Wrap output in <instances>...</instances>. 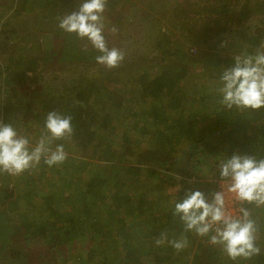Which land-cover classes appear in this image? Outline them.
<instances>
[{
    "label": "trees",
    "instance_id": "obj_1",
    "mask_svg": "<svg viewBox=\"0 0 264 264\" xmlns=\"http://www.w3.org/2000/svg\"><path fill=\"white\" fill-rule=\"evenodd\" d=\"M27 1L20 0V8L11 18L1 22L0 36L5 40H0V76L5 74L2 86L8 93L0 89V121L13 124L17 131L36 123L42 131L49 111L71 115L74 129L71 141L54 143L80 145L91 159H80L79 162L70 159L53 165V174H47L50 170L36 172L37 176L30 175L17 192L15 187L20 183L10 185L7 183L9 178L3 180L0 184V264H55L53 257L59 251L67 252L69 264H228V258L219 248L208 244L207 238L193 242L187 252L177 253L167 243L155 245V239L162 232L167 233L169 239L184 235L188 242L194 234L184 232L183 224L173 215L174 207L164 214L151 213L154 207L151 203L146 204L145 192L136 195L138 184L139 189L144 185L141 182L143 171L148 170L141 165L150 156L163 159L164 153L172 162L180 161L176 152L187 149L190 154L202 153L205 158H217L213 166L209 164L208 167L216 170L215 177L219 178L217 165L220 159L234 153L264 155V108L243 112L224 110L216 103L213 91L202 89L199 95L200 90L185 85L182 80L192 65L187 60L193 59V54L184 52L181 47L173 52L168 49L171 39L166 30H161V39L152 46L159 56L155 63L150 54H140L125 58L127 66L113 71H104L103 66L100 77H76L73 81L61 78L60 85H54L41 73L50 70L46 55L57 52L50 51L43 41L46 36L53 41L52 35H33L26 24L20 28L13 24V19L23 10H34ZM40 1V11L44 12L41 18L49 22L55 18L51 13L63 16L81 3V0ZM220 1L210 9L220 13L217 25L222 19L229 24L233 19L228 17L230 11L239 15L238 21L250 23L256 7L244 4L241 9L232 11L230 0ZM117 6L112 0L107 3L106 12L110 14V21L120 25L122 17L116 11ZM184 9L180 6L177 16L183 17L179 11L184 12ZM184 17L190 18L188 10ZM20 31L23 32L22 42L25 40L28 45L10 43L11 33L19 36ZM53 36L63 39L59 60L71 58L75 61L74 66L83 60L94 61L87 63L91 64L89 66L98 64L94 58L99 53L86 42H80L75 34L59 29ZM113 36L111 32L105 33L109 47L115 45ZM262 36L256 33L243 35L249 44V53L261 45ZM196 61L212 65L216 70L213 76L219 80L223 69L233 63V57L209 53L193 62ZM124 71L128 72L127 77H118ZM30 80L35 86L29 84ZM94 158L99 163L94 162ZM41 166L44 169L46 164ZM59 166L62 169L72 167L70 175L62 178V183L55 171ZM155 170L150 171V177L157 175ZM168 176L160 173L162 180H167ZM150 181L153 182V178ZM181 182L184 184L182 189L173 194L175 202L194 186L186 180ZM58 183L62 184L61 188L55 187ZM41 185H44L42 189ZM210 187L206 194L216 191V182ZM67 190L70 194H66ZM16 193L20 196L16 197ZM36 194L39 200L34 203L31 199ZM21 197L28 199L27 216L33 214L25 220L14 213ZM248 207L257 219L260 231H264V212H259L254 205ZM88 239L87 245L85 240ZM31 242L36 246L33 249L28 245ZM258 245L261 254L245 260V264H264V237L258 240ZM32 256H35L33 261Z\"/></svg>",
    "mask_w": 264,
    "mask_h": 264
},
{
    "label": "rangeland",
    "instance_id": "obj_2",
    "mask_svg": "<svg viewBox=\"0 0 264 264\" xmlns=\"http://www.w3.org/2000/svg\"><path fill=\"white\" fill-rule=\"evenodd\" d=\"M43 1L46 2L45 0H42V2ZM38 2L41 1L28 0V5H33L34 10H23L22 13L19 14V16L13 19V24L16 28L23 27L22 24H26L33 32V35H39V33H48L52 35L53 41L51 40L52 38H49V36H46L43 41L45 43V47L47 46L50 51L57 52L52 53L51 56L46 55L49 56L47 62L49 64L50 70L49 72L43 71L41 73L50 78L53 81L54 85H60L61 78H67L69 81H73V78L76 77L79 79L83 77L92 79V76L94 77V75L100 77L103 66L93 63L92 66H89L91 64H87L94 61L86 62V60H83V62L78 63L77 66H74L73 63L75 61L73 62L71 58H67V60H59L61 59V55L63 52V39L61 37L56 38V34V37L53 36V34L59 30L58 22H56V19L62 16V14L51 13V16L55 17L53 18L52 22L42 20L41 15H44V12L40 11L41 5ZM111 2L112 0H108L109 4ZM115 2L118 5L116 11L117 13L120 12L119 16L122 17V22L120 21V25H118V22L110 21V14L108 15V13L106 12L107 8L104 12L106 24L105 33H110L109 29L113 25H118L120 28L116 34H113L114 36L112 40L113 44H115L114 47L123 48L126 52L125 58H133L134 56H139L140 54L144 55L146 53L150 54L153 63H155L156 57L159 58V56L157 52L153 50L152 46L159 42V40L161 39V30L162 32L166 30L167 33H169L168 38L171 39L168 42V49L173 52L181 47L184 52L193 54V59L191 58L187 60L192 63V65L189 66L188 75L182 81L189 88L192 87V89L200 90L199 95H201L202 89H209V91L212 92V89L217 84L218 79L213 76L216 73V70L212 65H207L205 61L193 62L194 59H201L202 57L207 56L209 53H214V55L217 54L220 57H234L235 55L243 52L245 49L247 50L249 44L245 42V40L243 39V35H253L255 33L256 35H264V0H230V9L232 11L241 9L244 4H249L250 6L256 7L255 11L252 13L251 20L249 21L250 23L245 20L238 21L239 15L234 11L232 13L230 11L228 17H232L233 19L229 21V24H227L222 19L218 25L216 23V20L220 17V13L212 12L210 9L214 4L219 5L221 2L220 0H115ZM20 4V0H0V27L5 20L13 16L17 8H20ZM180 6L185 8L184 12L179 11L180 15H183V17L179 16V14L177 16L178 8ZM70 8L74 9V7ZM187 10L188 14H190V18L184 17ZM22 35V31H20L19 36L16 35V33H11L10 43L14 41L16 43L20 42V45L22 43H24V45H28L29 43H26L25 40L24 42H22ZM2 37L3 36H0V40H5ZM262 39V42H264V37ZM81 41H84L88 44L86 39H80V42ZM89 45L90 44H88V46ZM3 57L1 60L2 62H4ZM169 57L171 58V56ZM175 58H177L176 55ZM182 58L184 59V57ZM127 62L128 60L124 59V61L118 68L127 66ZM115 69L116 68L107 69L105 67L104 71H113ZM127 73V71H124L123 73L120 72L118 74V77L120 75L122 77H127ZM4 76L5 74L0 76V89H2L3 91L5 90V94H7L8 90L4 85L2 86ZM29 84L31 86H35V82L33 80H30ZM123 84L126 85L127 83L124 81ZM123 84L120 83V86ZM123 94L128 95V93H126L125 91H123ZM18 132L20 134L28 136L30 140L35 143L36 139L39 138L41 128L38 127L36 123H33L29 127L19 128ZM55 145L56 144L54 143L53 147H55ZM181 146L186 147L185 145ZM186 150H180L179 152H176L177 156H179L181 159L180 161L172 162L171 158H169L168 156L166 157V153H164L162 154L163 159L159 160L150 156V158H148V161L141 165L142 167H147L149 171H143L144 173L141 177V182L144 185L139 189L140 184H138V187H136V195L145 192L146 204L151 203V205L154 207V210L151 213L164 214L172 209V207H174L176 200L175 197H173V194H178L180 189H182V185H184L181 182L182 180H186L194 184L191 190H200L205 193L206 191H208L212 182H214L215 179H218V177H215L216 170H212L208 167L209 164H212L213 166V162L217 158H205L204 154L202 153L195 155L192 153L190 154ZM65 151L68 154V158L66 159V161H70V159H73V161L79 162L80 159H91L90 157H88V154L80 147V145L68 143L67 146H65ZM93 161L99 163V161H97L95 158L93 159ZM41 163L43 164V161H41ZM134 163L137 164V162L135 161ZM41 165L18 176H10L7 174L0 175V184H2L3 180H5L6 178H9L7 183H9L10 185H17L18 183H20L17 186L18 188L14 186L15 191L17 192L29 179L30 175L35 174V176H37V173L40 174L41 170H50L51 172H47V174H53V170L51 168L52 166L49 167L46 165L43 169ZM91 166L93 165L89 163V167L93 168ZM60 167L61 166L55 168V171H58V176L61 177L59 178V182L62 183V178L70 175L72 167L69 166L66 169H62V167ZM151 170L157 171V175L150 177ZM83 171L84 170L82 169L81 172ZM160 173L169 175L167 177L168 179L162 180L160 178ZM150 178H153V182L150 181ZM15 179L17 180V182ZM60 183H58V185H55V187L61 188L62 184ZM160 184L162 185L160 186ZM43 186L44 185H41V189L43 188ZM44 190L47 191V188H44ZM67 191L68 192L66 194H70L69 190ZM166 195L168 196V198L166 197ZM170 195H172L171 198H169ZM19 196L20 194L16 193V197ZM163 196H165L166 198H163ZM38 198L39 196L38 194H36L35 197H32L31 200L34 203H37V201L39 200ZM27 200L28 199L26 197H21L20 202L16 204L18 209L14 213H17L19 219L22 218V220H25L26 217L30 216V214L29 216H27ZM108 207L109 206H107V208ZM259 212H264V207L259 208ZM84 216L88 217L89 215L84 214ZM55 217L57 218L58 215L55 214ZM193 234L194 235L191 237V242L188 243V246L183 251L187 252V249L191 247L193 242L197 243L206 238L199 237L195 233ZM80 236L83 237V235ZM263 237L264 231H260L259 239ZM175 238H178V236ZM85 241L87 245L90 243L89 239ZM28 245L30 249L36 247L33 242L29 243ZM33 257L35 256H32L31 260ZM49 258H52V256H49ZM67 258L68 254L65 251H59L56 253L55 257H53V259H55V264H69L70 260H67ZM245 262L247 263V261L243 259H240L236 262L227 259L228 264H245Z\"/></svg>",
    "mask_w": 264,
    "mask_h": 264
},
{
    "label": "clouds",
    "instance_id": "obj_3",
    "mask_svg": "<svg viewBox=\"0 0 264 264\" xmlns=\"http://www.w3.org/2000/svg\"><path fill=\"white\" fill-rule=\"evenodd\" d=\"M108 0H81L78 8L58 17V28L79 39L87 40L99 55L96 63L107 69L118 68L126 52L120 47H109L105 37L104 12ZM113 34L118 28L113 25ZM87 50V49H85ZM216 103L224 110L248 111L264 108V42L249 53L245 49L233 57L212 89ZM74 129L72 116L49 111L43 130L33 143L20 134L11 123L0 121V175L18 176L36 168L43 161L51 167L63 164L68 158L64 143L71 141ZM220 189L208 194L188 190L175 202L173 215L183 224L184 232L206 237L207 243L216 246L233 262L251 260L261 254L258 245L260 226L249 205L264 207V155L234 153L220 159L217 165ZM231 194L236 207L226 200ZM156 246L167 243L177 253L188 246V239L181 235L169 239L165 232L154 241Z\"/></svg>",
    "mask_w": 264,
    "mask_h": 264
},
{
    "label": "built area",
    "instance_id": "obj_4",
    "mask_svg": "<svg viewBox=\"0 0 264 264\" xmlns=\"http://www.w3.org/2000/svg\"><path fill=\"white\" fill-rule=\"evenodd\" d=\"M215 182H216V185H217V190H219V189H220L219 178H218V179H215ZM226 200H227V202H228L233 208L236 207L235 203L232 201L231 194H227V193H226Z\"/></svg>",
    "mask_w": 264,
    "mask_h": 264
}]
</instances>
